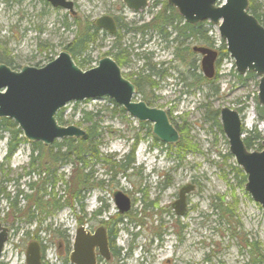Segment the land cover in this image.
I'll return each mask as SVG.
<instances>
[{"label": "rangeland", "instance_id": "374dc122", "mask_svg": "<svg viewBox=\"0 0 264 264\" xmlns=\"http://www.w3.org/2000/svg\"><path fill=\"white\" fill-rule=\"evenodd\" d=\"M68 1L74 3L72 12L53 7L45 0H0V48L13 63L12 68L7 66L9 69L20 71L24 65L44 66L59 52L65 51L66 44L79 31V24L91 25L96 18L109 15L115 17L120 26L139 28L168 5V0H148V6L137 14L126 8L122 0ZM250 1L259 14H264V0ZM262 19L264 22V15ZM205 22L203 28L209 29L214 47L223 44L225 48L217 24ZM117 32L125 52L116 63L126 79L132 78L130 71L138 70L145 63L155 64L156 70L168 69V75L163 78H151L156 84L152 93L159 96L152 106L165 110L173 126H182L180 136L195 150L180 152L178 157L176 149L166 148L155 139L152 130L149 133L147 124L141 125L107 99L69 102L57 112V115L61 114L63 126L75 125L88 133L86 129L90 123L80 120L82 111L97 114L93 119L99 122L94 137L100 143L99 156H83L78 165H51L50 177L44 184L45 181H41L46 174L42 168L48 165L42 161L47 149L40 150L41 155L37 153L39 162L30 165V153L38 141L29 142L22 133L18 138L22 137L24 142L7 156V141L12 134L0 128V190L3 191L0 193V223L10 230L0 264H26L25 249L32 240L43 245V264H71L69 252L76 230L85 227L93 232L105 222L111 226V245L116 256L109 261L99 258L101 264H256V249L264 251V211L246 191V181L242 182L233 170L235 159L229 154L226 136L203 118L207 103L217 109L227 107L237 111L241 108L242 128L251 131L256 127L261 133L264 122L257 119L253 101L258 92L256 80L245 81L243 75L238 77L234 61L225 48L220 53L226 52V56H219L213 83L196 89L187 88V91L186 85L179 82L180 74H186V82L191 81L192 75L184 70L185 64H179L176 59L172 61L175 43L164 47V42L151 31L142 35L140 31L123 32L118 27ZM98 33L85 55L72 58L76 64L88 55L86 66L77 64L83 71L97 66L102 57L114 58L110 46L113 37L103 30ZM193 58L194 68L190 66V72L201 74L199 55L195 54ZM162 62L170 63L163 65ZM184 79L182 77V82ZM135 97V101L141 100L139 93ZM242 134L243 138L247 136L245 132ZM129 149L133 150L131 168L124 174L119 173L118 168L114 175L112 171L106 173L109 167L115 166L114 162L119 164ZM38 165L41 166L37 170L40 174L35 171L26 175ZM76 167L88 175L81 202L71 198L72 170ZM99 181L103 185L100 186ZM191 181L195 188L188 195L186 213L177 217L170 204L179 187ZM29 182L34 183L33 191L40 192L32 193L27 186ZM81 187L76 188L77 192ZM116 190L126 194L131 203L127 212L131 216L124 217L122 222H118L116 214L119 213L113 204ZM20 191L31 196L28 199L19 195L15 207H10V200L5 197L8 194L14 200L13 196ZM43 192L46 194L42 198ZM36 198L40 199L39 207L32 205ZM55 200L65 205L54 212L46 203ZM29 208L34 211L35 222L27 224L25 215H20L24 212L29 217ZM42 208L47 209V216L39 213Z\"/></svg>", "mask_w": 264, "mask_h": 264}, {"label": "water", "instance_id": "95a60500", "mask_svg": "<svg viewBox=\"0 0 264 264\" xmlns=\"http://www.w3.org/2000/svg\"><path fill=\"white\" fill-rule=\"evenodd\" d=\"M51 6L72 12L73 3L68 0H45ZM126 8L138 13L147 5V0H122ZM168 5L188 24L207 20L217 24L219 37L237 73H254L259 79L256 100L264 106V26L247 11L248 0H168ZM95 25L112 32L115 23L109 15L96 18ZM201 55L200 68L204 78L215 75L217 50L194 45ZM135 86L121 75L120 68L111 57H102L97 66L83 71L75 65L65 50L56 57L36 68L24 65L20 71L0 64V118H9L29 142H40L50 146L53 141L64 138L87 139L85 130L75 125L63 126L56 121L59 109L67 102H78L89 98H107L123 107L125 112L137 121L151 124L152 134L163 144L175 145L180 137L170 122L166 111L149 107L143 101H133ZM219 121L229 145V153L243 170L244 187L254 202L264 211V124L262 126V150H248L243 143L241 114L236 110L222 107ZM264 122V121H263ZM192 184L179 188V195L172 204L178 216L186 209L185 197L193 191ZM113 203L119 213H126L131 207L128 196L114 191ZM8 231L0 223V255L7 242ZM69 260L71 264H95L96 250L109 258L106 231L103 226L90 233L79 227L73 237ZM26 264H42L38 242L32 240L25 249Z\"/></svg>", "mask_w": 264, "mask_h": 264}, {"label": "trees", "instance_id": "16d2710c", "mask_svg": "<svg viewBox=\"0 0 264 264\" xmlns=\"http://www.w3.org/2000/svg\"><path fill=\"white\" fill-rule=\"evenodd\" d=\"M163 9L160 10V12L156 13L153 15V18H151L150 22L146 23L145 25L139 26V28H129L131 31H134V33L137 32H141L143 35L144 33H148V32H153L155 35H159V37H162L161 39H164L166 41L169 40V38H171V36L173 35L174 38L170 39V42L176 43L174 48H172L173 51V55H172V61L174 59L178 60V61H184L186 60V55L185 53H188L190 50V45H194V44H201V45H208L211 46L212 44H214L213 38L210 37V35H208L209 29L204 27V25L207 24V22L203 21V22H199L193 25L187 24V23H182L183 19L179 17V15L177 14L175 8L165 5L164 7H162ZM247 11L253 15L261 25L264 26V22H263V15L264 14H259L258 10H256V8L254 7L253 4H251V1L248 0V7H247ZM66 27H69L68 23L64 22ZM79 31L76 33L75 38L70 42L67 43L65 46V50H67L70 54V56H72V58H76L77 56L80 55H85L86 52L89 51V47L92 45V43L98 38V32L100 31V29L95 26L94 23H91V25L89 24H85V26H82L81 24H79ZM166 28H168L167 31ZM128 30V29H127ZM181 37V39H180ZM187 38L191 39V42L189 44H183L182 45V41L183 40H187ZM119 38H118V45L114 46L113 49H115L114 51V58L116 60V62H118L119 58L124 57V49L121 47V44L119 43ZM179 44V46H178ZM168 47V46H167ZM220 52H222V50L224 48V45L222 44V46L219 48ZM227 52V50H226ZM226 52L220 53V55L222 56H226ZM87 58L88 55H86L85 58L78 60V63L76 62V64L81 65V66H86L87 65ZM81 61V62H79ZM3 62L4 64H6V66H9L10 68L13 67V63L11 62V60H9L7 58V56L4 54L3 50L0 48V63ZM149 64L145 63V65L142 67L140 73H138V78L136 81L134 82V85H136V87L138 88L139 94L143 95L141 99H143L144 101H147V105L148 106H152L153 105V98H155L154 95H152V89L153 87L156 85L155 82L153 80H151L152 77L154 76H158L163 78L165 75H168V73L166 72L167 68H162L161 70H154L155 68V64H153L154 67H149ZM238 77L239 74H238ZM249 78L251 79H255L256 80V84H258V80L257 77L255 76L254 73H246L245 75H243V80H249ZM188 81V80H187ZM187 87H191V83H193L194 85L192 86L193 89H196L197 87L205 84V85H209L213 83V80H207L205 79L201 74H195L194 76H192L191 81H184L183 82ZM188 91V90H187ZM215 92H217V90H215ZM146 96V97H145ZM111 101V100H110ZM253 101L255 102V112L257 114V119L262 121L264 120V106H260L258 101H256V96L254 97ZM204 104H202L201 106H203ZM121 110H123L121 108ZM219 109L217 108H213L211 106V104L207 103V105H204L203 108V118L204 121H206L207 123L210 122V124H212L213 126H215L218 130V132L222 131L221 130V124L219 123V113H218ZM238 112H241V108L239 110H237ZM97 115L94 114L92 112H86V111H82V116H81V121L83 123L85 122H89L90 123V127H88L86 130L88 131V138L83 140V139H75V138H64L61 139L60 143H53L52 145L48 146V147H44V145L40 142H37L36 144H34L32 151L30 153V165L33 166L34 163H38L39 162V151L42 149H47V152L45 153L44 159L42 161L43 164L48 165L45 166L44 171L46 174V178L44 177L42 179L41 182H44L46 179H49L50 177V171L49 168L51 165H61V164H65V163H75L76 165L80 164L83 160V156L88 155L90 158L94 157V158H98L99 156V151H98V147L100 145L99 141L96 140V138H94L96 136V129H97V125L99 122L94 121L93 116ZM61 114L59 113L56 116V121H58L60 124H63V120L61 119ZM173 124V123H172ZM144 125V122L141 124ZM174 125V124H173ZM179 126V125H178ZM177 129L179 132L182 133L183 128L182 126H179ZM148 127V131L150 133L151 129L149 126ZM0 128L2 130H5L7 132H9V134H12L9 138V140L7 141V150H6V155L7 156H11V154L15 151V149L17 148V146L21 143L24 142L23 139H19L18 136L21 135L22 133L20 132L19 128L17 127V125L15 123H13L10 119L8 118H1L0 119ZM10 128H14L15 130L12 131ZM246 133L247 136L245 138H243V143L245 144L246 148L248 150H257L260 151L262 150V145L261 143V138H262V133H260L256 127H254L253 129H251V131H245L242 128V133ZM156 139V138H155ZM190 142L187 140L185 141L183 136H180L179 141L177 142V144L175 145H166L165 147L173 150L176 149V153L177 156H180V152H188L189 150H195L192 149L191 147H189ZM163 145V144H161ZM174 146V147H173ZM132 148L133 145L131 146ZM130 152L126 155L123 156V158L119 161V164L115 163V166L113 167H109L108 170L106 171V173L112 171L113 175L116 174V168L119 169V173L122 172L124 174V172H126L127 169L131 168V164L134 163L133 160V150L129 149ZM37 156H34V155ZM41 155V154H40ZM41 166H37L36 168H32V170H28L26 175L28 174H34L35 171H37ZM233 170L238 173V177H240L241 181H246V177L244 172H242L241 169L238 168V166L236 167H232ZM81 171V172H80ZM78 170L77 167L74 168L72 170L73 173V189H72V194H71V198H75V201L77 202H81L83 197H84V193L82 194V192H84L85 187H86V182L87 181V174L83 173V170L81 168V170ZM48 172V173H46ZM37 173H39L37 171ZM40 174V173H39ZM38 174V175H39ZM48 175V176H47ZM236 175V174H235ZM56 181V180H55ZM50 182V183H54ZM47 181L44 182V184H46ZM99 185H103L102 181L98 182ZM33 182H29L27 184V186L29 187V189H31L32 193H39L40 191H33L35 189V186H33ZM82 186V187H81ZM81 187V189L77 192L76 188ZM0 193H3V191L0 190ZM43 195H40V197L44 196L46 193L43 192L41 193ZM24 196V198H28L31 196V194H23V192H18L17 195L13 196L14 200H11V198L9 197V195L7 194V196L5 197L6 200H10L9 202V206L14 208L16 205V200L18 199V196ZM29 196V197H28ZM43 198V197H42ZM38 198H36V200L34 201V203L32 205H35L37 207H39L38 203H39ZM49 201L46 203V206H48V208H52V211H58L61 210L62 206H64L65 204L63 202H58L57 200L54 201V203H52ZM30 209V208H29ZM29 209L27 212H29ZM31 210V209H30ZM37 210H39V208H37ZM19 211V210H18ZM51 211V212H52ZM98 213V210H96ZM50 212V213H51ZM33 213L34 211L31 210V215L28 217V214L26 213H22L20 217H23V215H25V219H27V224L33 223L35 222L34 217H33ZM39 213H43L44 216H47L48 211L47 209L42 208ZM50 215V214H49ZM131 216L130 214H125L123 216H121V214H116V218L118 220V222H122V220L124 219V217H129ZM44 217L37 219L36 223H39ZM132 219V218H130ZM257 257H255L254 262L257 264H264V251L260 250L257 248ZM253 260V259H252Z\"/></svg>", "mask_w": 264, "mask_h": 264}, {"label": "flooded vegetation", "instance_id": "af4514ba", "mask_svg": "<svg viewBox=\"0 0 264 264\" xmlns=\"http://www.w3.org/2000/svg\"><path fill=\"white\" fill-rule=\"evenodd\" d=\"M73 3V2H72ZM51 5V4H50ZM148 6V0H147V5H146V7ZM145 7V8H146ZM172 7V6H171ZM73 8H74V3H73ZM144 8V9H145ZM144 9H141V10H139L138 12H141V11H143ZM66 10V9H65ZM176 10V9H175ZM72 11H73V9H72ZM70 12V11H69ZM177 12V11H176ZM135 13V12H134ZM138 14V13H137ZM178 14V13H177ZM179 15V14H178ZM111 18H112V20L114 21V23H115V26H114V30L112 31V33L111 32H109L108 30L107 31H105V30H103V29H101V28H99L97 25H95V26H97L100 30H103V31H105L106 32V35L108 34L109 36H112L113 37V40L110 42L111 43V49L112 50H114L115 51V49H113V47L114 46H117L118 45V43H117V41H118V38L120 39V37H121V35H120V33L119 32H117V30H118V27H119V29H121L123 32L126 30V31H131L129 28L130 27H128V28H126L127 26L125 25H121L120 26V23H118V21H116V18L115 17H112V16H110ZM180 17V16H179ZM151 18H153V16H151ZM183 19V18H182ZM203 21H206V20H203ZM202 21V22H203ZM182 23H186L184 20H183V22ZM197 23H199V22H197ZM94 24H95V22H94ZM188 24V23H187ZM196 24V23H195ZM191 25V24H190ZM122 26H124V28H120V27H122ZM128 29V30H127ZM132 32V31H131ZM134 32V31H133ZM140 33V32H139ZM143 35V34H142ZM157 36H159V35H157ZM160 38V41H163L164 42V47H167L169 44L170 45H172V43L173 42H170L169 40L170 39H173L174 38V36L172 35L171 36V38H169V40L168 41H166V40H164V39H161L162 37H159ZM180 39H181V37H180ZM191 42V39L190 38H187V40H183L181 43H182V45L181 46H183V44H189ZM176 44V43H175ZM194 45H197V46H202V47H204V46H206V47H208V48H211V49H214V50H217V57H216V61H215V66H214V70H215V68H216V65L218 64V62L220 61L219 60V56H220V47L219 48H217V47H214V44H212L211 46H208V45H201V44H194ZM194 45H190V50L191 51H189L188 53H185V55H186V60H184L183 62L181 61H179V64L180 63H183L182 65H184L185 64V66L186 67H184V70L186 71V72H188V75L189 76H194L190 71V69H189V67L190 66H193V64H194V61H193V57H194V55L196 54V55H199V60H200V58H201V55L198 53V52H196L195 50H192V48L194 47ZM178 46H179V44H178ZM67 51V50H66ZM68 52V51H67ZM69 53V52H68ZM72 57V56H71ZM112 58V57H111ZM113 60H114V62L116 63V60H115V58H112ZM73 60V59H72ZM200 62H201V60H200ZM98 63V62H97ZM167 64H169L170 62H166ZM166 63H164V62H162V64L164 65H166ZM117 64V63H116ZM148 64V63H147ZM161 64V65H162ZM75 65H77V64H75ZM97 65V64H96ZM118 65V64H117ZM145 64H143L138 70H135V71H130V73H132L133 75H132V78L131 79H126L124 76V78L127 80V81H129L130 83H132L133 85H134V82L133 81H136L137 80V78H138V73H140V71H141V69H142V67L144 66ZM181 65V66H182ZM149 67H154L153 65H148ZM180 66V67H181ZM118 67L120 68V66L118 65ZM162 68H166V67H162ZM162 68H160V70L162 69ZM172 68H175L176 70H177V67H172ZM193 68H194V66H193ZM154 70H156L155 68H154ZM168 70V69H167ZM167 70H166V72H167ZM199 70L201 71V68H200V63H199ZM157 71V70H156ZM216 71V70H215ZM129 73V74H130ZM201 75L203 76V74H202V71H201ZM180 80H179V82L184 86V83L182 82V77H185V79H184V81H186V74L185 73H181L180 74ZM204 77V76H203ZM214 77H215V75H214ZM214 77L213 78H211V79H207V78H205V79H207V80H213L214 79ZM190 79V78H189ZM191 85V87L190 88H192V86L194 85L193 83H191L190 84ZM135 86V89H134V93H133V96H135V94L136 93H139V91H138V88L136 87V85H134ZM185 87V86H184ZM187 88H189V87H187L186 86V90H188ZM152 95H154L153 93H152ZM141 96V98H142V96L143 95H140ZM155 96V98H153V104H155V101H157L158 99H159V96H157V95H154ZM146 97V96H145ZM135 99H136V97H133V101H135ZM108 100V99H107ZM138 101H144L143 99H141V100H138ZM144 103L147 105V101H144ZM113 104H115V103H113ZM116 105V104H115ZM116 106H118V105H116ZM148 106V105H147ZM118 107H120V106H118ZM149 107H154V106H149ZM120 108H122L123 109V107H120ZM156 108H158V107H156ZM161 109V108H160ZM124 110V109H123ZM220 110V109H219ZM125 111V110H124ZM218 113H219V111H218ZM166 114H167V112H166ZM219 116H220V113H219ZM169 117V116H168ZM144 124H147V126H150L151 127V124L149 123V122H147V121H144ZM152 128V127H151ZM176 129H177V127H175ZM177 131H178V129H177ZM179 132V131H178ZM179 134V137H180V133H178ZM27 176H30V175H28L27 174ZM190 184H192L193 185V187L195 188V183L193 182V181H191V182H189ZM188 183V184H189ZM184 185H186V184H184ZM183 186V185H182ZM182 186H180V187H182ZM179 187V188H180ZM194 188H193V191H194ZM179 189H178V192H177V194H176V196L173 198V202L170 204V206H171V208H172V210H173V212L175 213V215L177 216V217H180V216H182V215H180V216H178L177 215V213L175 212V210H174V208L172 207V204L175 202V200L178 198V195H179ZM191 193V192H190ZM189 193V194H190ZM189 194H187L186 195V197H185V201H186V209H185V213H186V210H187V206H188V201H187V199H188V195ZM105 206V205H104ZM131 208V207H130ZM130 210V209H129ZM128 210V211H129ZM128 211H126V213L128 212ZM126 213H119V214H121V215H125ZM184 213V214H185ZM183 214V215H184ZM99 226H103L104 228H105V231H106V237H107V246L109 247V258L106 260V259H104V258H102L99 254H98V251L96 250V263L95 264H101L100 263V261L101 260H99V258H101V259H104L105 261H109V260H112L113 259V257H115L116 256V253H115V250H114V247H112V245H111V243H112V241H113V237H112V230H111V226H109V224L108 223H106L105 222V224L104 225H99ZM98 226V227H99ZM7 231H8V235H9V229H7ZM94 232V231H93ZM93 232H90V233H93ZM7 239H8V236H7ZM7 241V240H6ZM35 241H37V240H35ZM38 242V241H37ZM38 245H39V251H40V261H41V263L43 262L42 260H43V257H44V250H43V245H42V243L41 244H39V242H38ZM59 248H60V245H59ZM3 250V249H2ZM2 252V251H1ZM3 253V252H2ZM2 253H1V255H2ZM70 253V252H69ZM1 255H0V257H1ZM167 263H168V261H167ZM43 264V263H42Z\"/></svg>", "mask_w": 264, "mask_h": 264}, {"label": "bare ground", "instance_id": "6f19581e", "mask_svg": "<svg viewBox=\"0 0 264 264\" xmlns=\"http://www.w3.org/2000/svg\"><path fill=\"white\" fill-rule=\"evenodd\" d=\"M112 33V32H111ZM135 97V96H134ZM136 100V99H135ZM144 102V101H143ZM179 133V132H178Z\"/></svg>", "mask_w": 264, "mask_h": 264}]
</instances>
